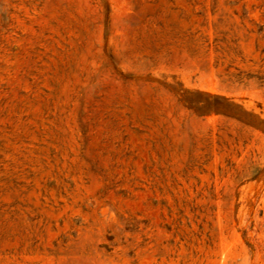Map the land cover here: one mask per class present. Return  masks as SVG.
Instances as JSON below:
<instances>
[{"label": "rangeland", "instance_id": "rangeland-1", "mask_svg": "<svg viewBox=\"0 0 264 264\" xmlns=\"http://www.w3.org/2000/svg\"><path fill=\"white\" fill-rule=\"evenodd\" d=\"M0 264H264V0H0Z\"/></svg>", "mask_w": 264, "mask_h": 264}]
</instances>
